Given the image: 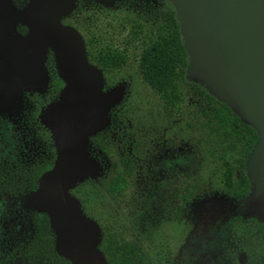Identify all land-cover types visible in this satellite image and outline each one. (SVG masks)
Segmentation results:
<instances>
[{
	"label": "rangeland",
	"instance_id": "374dc122",
	"mask_svg": "<svg viewBox=\"0 0 264 264\" xmlns=\"http://www.w3.org/2000/svg\"><path fill=\"white\" fill-rule=\"evenodd\" d=\"M10 2L20 17L32 0L26 4L21 0ZM157 5L155 0H114L111 4L77 0L60 21L77 31L88 63L101 72V93H118L107 109L106 125L85 135L87 153L102 158L97 160L103 169L101 177L106 174L100 181H93L103 187L119 165L116 154L106 155L97 145L105 135L113 139L116 153L125 150L132 156L133 150L141 152L136 144L144 145L146 154H142L141 167L128 193L122 199H109L108 212L121 219L127 238L141 244L156 261L155 252L169 245L172 255L168 264H264V229L258 224L264 220L246 211L243 201L216 186L208 175L213 164L207 163L210 155L205 151L224 150L232 142L236 144L233 153L239 159L238 138L221 137L208 129L201 113L208 110L210 102L194 88L186 87L184 102L173 109L166 107L140 77L142 42L155 35L166 20L153 11ZM19 17L16 30L21 33L19 28L24 24ZM135 21L144 32L136 28ZM95 26L107 44L128 49V64L113 73L110 80L89 60L88 29ZM136 32L141 36L139 40H133ZM128 42L132 43L126 45ZM55 52L49 47L47 56H52L60 75ZM6 64L0 61V71ZM33 93L43 96L45 91L24 92L17 110L0 112V264H27L25 250L35 238L33 220L38 210L28 205L32 193L22 189L24 178L18 174L21 168L28 170L47 159L28 117L33 104L26 94ZM128 105L130 110L125 108ZM126 133L133 146L126 145ZM86 211L83 209V216L96 224L102 236L101 225L89 215L96 213L95 209Z\"/></svg>",
	"mask_w": 264,
	"mask_h": 264
},
{
	"label": "water",
	"instance_id": "95a60500",
	"mask_svg": "<svg viewBox=\"0 0 264 264\" xmlns=\"http://www.w3.org/2000/svg\"><path fill=\"white\" fill-rule=\"evenodd\" d=\"M76 1L32 0L19 17L10 0H0V61H7L0 71V112L17 110L24 92L47 93V50L53 47L65 87L42 109L40 120L52 134L57 157L28 205L49 216L59 255L72 264H108L98 248L96 224L83 216L71 191L102 175L101 164L87 153L85 135L106 125L107 109L118 93H101L102 74L88 63L81 37L60 22ZM167 1L176 10L191 61L188 78L259 135L247 162L252 188L242 203L264 220V0ZM18 17L28 29L26 37L16 30Z\"/></svg>",
	"mask_w": 264,
	"mask_h": 264
},
{
	"label": "trees",
	"instance_id": "16d2710c",
	"mask_svg": "<svg viewBox=\"0 0 264 264\" xmlns=\"http://www.w3.org/2000/svg\"><path fill=\"white\" fill-rule=\"evenodd\" d=\"M21 2L26 4L28 0H21ZM157 3L158 5L153 8V11L158 14L161 13L166 20L155 35L148 36L147 41L142 42L143 48L138 59L140 77L166 107L174 109L184 102L183 95L186 87L194 88L196 92L210 102L208 110L206 109L201 113V116L207 120L208 129L221 137H229V139L230 137H237L241 147L239 159L233 153L232 148L236 144L232 142L224 150L216 148L210 151L206 150L205 153L210 155H207V163L210 161L213 164V167L208 168V175L212 179L214 178L216 186L222 187L237 201H243L248 197L252 188L247 172V162L259 141V135L252 126L244 123L226 103L219 101L200 83L188 78L191 61L185 48L176 10L167 0H157ZM135 23L137 24L136 28L144 32V29L140 28V24L137 21ZM92 28H87L89 60L99 67L110 80L112 75L120 72L128 64V49L120 50L116 46L107 44L105 39H102L103 36L95 31L96 26ZM19 31L25 34L28 29L21 26ZM140 37L136 32L133 40H139ZM131 43L128 42L126 45ZM46 65L51 78L47 93L43 96L39 94L27 95L33 104L28 115L31 130L39 143L43 144L44 153L47 156V159L44 158L46 161L39 162L35 167L28 168V170L23 167L18 173L24 178L22 189L31 193L37 191L40 177L53 168L57 157L55 141L50 130L41 123L40 113L44 107L59 98L65 83L57 74L52 56L49 57ZM125 108L130 110L129 105ZM117 115L119 114L117 113ZM127 131L132 137V132L128 129ZM128 134L126 133L124 137L127 146L132 145L131 141L128 140ZM114 144L113 139L109 135H105V138L99 140L97 145L106 155L116 154L119 160L116 173L103 184V187H98L95 181L88 179L80 183L71 192L80 200L85 211H89L90 208L95 209L96 213L89 215L101 225L102 236L98 248L108 264H156V262L168 264L172 255L169 245L161 246V250L155 252L156 254L153 256L158 259L156 261L141 244L124 235V225L119 223L121 219L117 218L118 216L114 218L108 212L111 210L109 199H122L128 193L132 186V180L142 164L137 165L135 162L138 160L127 155L125 150L123 153H116ZM137 146L138 151H143L137 156L143 159L147 148L145 149V146L141 144H136ZM216 152L218 153L216 154ZM93 156L97 160L102 159L100 156ZM236 173H238L237 179ZM2 176L3 174L0 176L1 179ZM105 176L106 174H104ZM103 178L100 177L99 181ZM85 213L88 214L87 211ZM33 221L35 238L26 248L24 254L27 264H72L68 259L59 255L56 250V234L51 228L49 216L45 213L36 212ZM258 224L264 229V223L258 221Z\"/></svg>",
	"mask_w": 264,
	"mask_h": 264
},
{
	"label": "flooded vegetation",
	"instance_id": "af4514ba",
	"mask_svg": "<svg viewBox=\"0 0 264 264\" xmlns=\"http://www.w3.org/2000/svg\"><path fill=\"white\" fill-rule=\"evenodd\" d=\"M155 2H156V5H157V0H155ZM150 4H151V2H150ZM27 95L28 94H26V96ZM138 154H140V152L134 151V155H132L133 159L138 160L135 163H137V162H140L141 163L142 162V160L137 156ZM144 154H146V151L144 152ZM237 205L240 206V204H237Z\"/></svg>",
	"mask_w": 264,
	"mask_h": 264
}]
</instances>
